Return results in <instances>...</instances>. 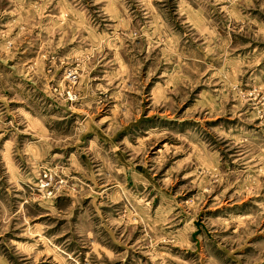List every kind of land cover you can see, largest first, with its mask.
<instances>
[{"label": "rangeland", "instance_id": "obj_1", "mask_svg": "<svg viewBox=\"0 0 264 264\" xmlns=\"http://www.w3.org/2000/svg\"><path fill=\"white\" fill-rule=\"evenodd\" d=\"M0 264H264V0H0Z\"/></svg>", "mask_w": 264, "mask_h": 264}, {"label": "water", "instance_id": "obj_2", "mask_svg": "<svg viewBox=\"0 0 264 264\" xmlns=\"http://www.w3.org/2000/svg\"><path fill=\"white\" fill-rule=\"evenodd\" d=\"M194 225H195V227H196V231H195V233L193 234V237H195V235L197 234V233H199L200 231H201V229L203 228L204 229V226H203V224L201 223V221L198 219V220H196L195 222H194ZM197 241V240H196ZM197 245H198V242H197Z\"/></svg>", "mask_w": 264, "mask_h": 264}, {"label": "built area", "instance_id": "obj_3", "mask_svg": "<svg viewBox=\"0 0 264 264\" xmlns=\"http://www.w3.org/2000/svg\"><path fill=\"white\" fill-rule=\"evenodd\" d=\"M46 176H47L46 174L43 175V177H46ZM43 182H44V181H42L41 183H43Z\"/></svg>", "mask_w": 264, "mask_h": 264}]
</instances>
